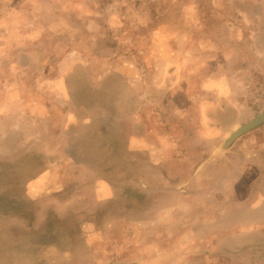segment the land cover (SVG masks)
Instances as JSON below:
<instances>
[{
  "label": "rangeland",
  "instance_id": "1",
  "mask_svg": "<svg viewBox=\"0 0 264 264\" xmlns=\"http://www.w3.org/2000/svg\"><path fill=\"white\" fill-rule=\"evenodd\" d=\"M78 1L2 30L0 264H264V132L224 146L264 110V0Z\"/></svg>",
  "mask_w": 264,
  "mask_h": 264
},
{
  "label": "crops",
  "instance_id": "2",
  "mask_svg": "<svg viewBox=\"0 0 264 264\" xmlns=\"http://www.w3.org/2000/svg\"><path fill=\"white\" fill-rule=\"evenodd\" d=\"M28 4H29L28 0H20L18 2H15V5L13 6L10 3V0H0V40L4 39L3 35H5V33H3V31H2V30H4L3 28H8L10 35H13V36H9V38L11 39L10 41H12V42H15L17 40L20 41L24 37L23 33L28 32L26 29L27 26H25V25H27L28 20L31 17H33V16H31V13L29 11L30 7ZM8 5H9L10 9L7 8ZM78 5H79L80 9H82V11H81L82 16L85 18H87V12L88 11H92V10L96 11V3H94V6H93L92 4H88L87 0H79ZM83 17H81L80 19H82ZM83 24H85V26H86V21H84ZM31 26H33V25H31ZM173 26L175 27L177 25L174 24ZM6 30L7 29H5V31ZM26 41H28V40H26ZM139 74H140V69L135 68V69L131 70L130 73L127 74V76L130 79L132 78V81H133V79H136V77ZM177 75H179V76L181 75L180 71H179V73H177ZM219 81H221V82H219ZM216 83L218 85H223V86L228 85L225 77H221L220 79H217ZM216 83L214 84V86H216ZM128 86H129V88H128L129 91H135L136 90L135 88H132L131 83ZM214 88H216V87H214ZM204 109L206 112V117L211 118V114H213L214 112L223 111L224 109H226V107L222 106V105L216 106L215 102L206 101L204 104ZM232 122L233 121H229V123H228L229 125L227 127H224V129H223L224 134L232 131ZM207 126H209V125H206V127ZM209 128L211 131H213V129L210 126H209ZM256 128L258 129V130H256V131H258V133L264 132V122L258 124L256 126ZM249 133H251V132H249ZM229 134L226 137H228ZM255 134H257V133L255 132ZM262 146L264 147V143L261 144V147ZM240 149H243V148L240 147ZM244 149H245V152L247 154V146L246 145H245ZM256 149H257V146H256ZM257 156H258V159L256 160L257 169L260 171V180H261V185L263 186L264 185V150L262 149L260 152H258ZM255 202L258 204H261L262 207L264 206V192H261L260 194L258 193L257 199Z\"/></svg>",
  "mask_w": 264,
  "mask_h": 264
},
{
  "label": "water",
  "instance_id": "3",
  "mask_svg": "<svg viewBox=\"0 0 264 264\" xmlns=\"http://www.w3.org/2000/svg\"><path fill=\"white\" fill-rule=\"evenodd\" d=\"M262 122H264V111L260 112L252 120L239 126L233 132H231L229 136L227 137V139L225 140L224 146H228L235 138L251 130L252 128L256 127L258 124Z\"/></svg>",
  "mask_w": 264,
  "mask_h": 264
}]
</instances>
